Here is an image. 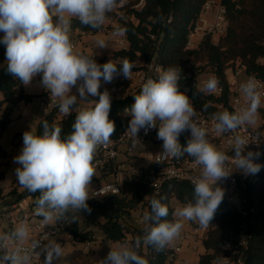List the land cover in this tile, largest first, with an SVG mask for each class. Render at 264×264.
<instances>
[{
    "label": "clouds",
    "instance_id": "9594fccd",
    "mask_svg": "<svg viewBox=\"0 0 264 264\" xmlns=\"http://www.w3.org/2000/svg\"><path fill=\"white\" fill-rule=\"evenodd\" d=\"M117 7L118 0H0V32L4 33L0 43L6 46L8 72L25 86L41 75L40 83L60 113L76 112L72 131L67 135H62L61 126L48 121L43 122L42 134L34 129L26 131L22 152L15 158L21 165L16 169L19 185L30 193H40L33 215L40 218L43 226L67 219L68 214L75 220L81 210L91 211L87 201L95 175V153L111 142L115 132V124L109 119L110 94L99 91L101 79L111 82L123 75L130 80L134 64L126 57L119 64L113 60L103 65L96 63L92 55L77 50L70 31L74 19L90 29L102 30L108 14ZM125 31L120 26L115 29L116 34ZM97 46L104 48L107 42L99 39ZM156 72L155 78L143 82L139 94L134 95V104L126 110L131 115L127 133L135 147L141 129L147 134L158 127L157 138L163 142V151L157 155V163L190 157L199 169V175L192 180L193 196L174 209L172 219L167 218V197L152 196L149 210L142 216V234L131 241L110 244V251L100 264H148L141 255L143 247L163 251L179 237L185 221L198 222L201 227L209 225L224 197L218 181L227 178L233 169L247 175H255L261 169L254 162L260 153H245L249 140L237 133L241 128L256 126L258 110L264 103V85L254 76L240 82V105L234 111L214 112L209 127L199 120L191 99L180 90L181 68L168 66L157 68ZM218 85L213 75L199 91L214 94ZM73 87H77L82 101L75 109L78 101L76 95L70 94ZM88 96L98 99L83 102ZM208 107L205 104L204 110ZM185 131L190 132V138L181 145L179 137ZM213 134H233V156L211 142L209 136ZM37 248L40 253H35ZM0 249L4 251L0 264H33L41 253L45 264H51L53 259L64 256L59 243L48 240L41 244L36 240L27 219L17 222L10 231L0 232Z\"/></svg>",
    "mask_w": 264,
    "mask_h": 264
},
{
    "label": "trees",
    "instance_id": "16d2710c",
    "mask_svg": "<svg viewBox=\"0 0 264 264\" xmlns=\"http://www.w3.org/2000/svg\"><path fill=\"white\" fill-rule=\"evenodd\" d=\"M208 0H133L120 5L125 17L120 18V27L124 32L129 46L114 52L113 61L118 64L126 57L134 64L133 70L141 67L137 63L141 60L146 63L156 61L163 68L179 66L181 73L194 74L206 61L211 65L219 77L224 91L221 96L205 95L194 84L193 78L184 80L188 87L189 95L204 110L208 104L207 112L219 111L216 103H223L229 107V84L226 70L232 66L243 64L247 75L264 79V0H221L226 8L227 29L226 34L216 44L212 41V35L204 37L199 48L188 49L187 41L196 19L202 13ZM121 0H118V4ZM141 3V4H140ZM140 4L139 7L137 5ZM124 16V15H123ZM122 16V17H123ZM162 18V19H161ZM71 28H79L85 32H97L73 20ZM2 38V37H0ZM6 46L0 43V130L6 129L11 121V114L21 101H31L32 95L23 90V84L7 70ZM240 60V61H238ZM119 68V65H118ZM107 90L111 98L109 119L115 124V132L111 138L117 137L131 120V115L126 108L134 102V95L119 99H112L110 87L99 88L100 92ZM136 95V94H135ZM98 99L91 96L87 100ZM76 112L69 114L60 113L58 106L48 112L37 125V134L43 133V122L48 121L62 127V135L72 131ZM190 138V132L185 131L179 137L181 145H186ZM5 172L0 170V180ZM258 178L261 183L252 194V198L258 206L253 223L250 225L252 239L245 254L246 264H264V165L259 171ZM131 196L110 195L102 199L89 198L87 201L90 212L81 210L76 214L77 219H72L68 214L65 221V232L74 242H92L96 240L95 228H98L104 238L112 241H131L135 236L142 234V228L132 225L126 220L140 204L144 212L149 210V200L152 196H166L164 201L169 207L168 219H172L174 208L172 199L186 203L193 196V184L188 181L170 180L163 184L161 190L156 193L148 185L130 182ZM39 191L30 193L22 188L17 180L10 195L15 202L29 198L35 206V199ZM241 223L239 218L230 208L221 203L209 223L210 229L203 240L205 253L200 256V264H213L215 260L225 255L222 242L228 233L238 228ZM148 264H169L173 251L169 245L163 251H155L151 247H143L141 250ZM0 257L2 254L0 253Z\"/></svg>",
    "mask_w": 264,
    "mask_h": 264
},
{
    "label": "built area",
    "instance_id": "2783aa9c",
    "mask_svg": "<svg viewBox=\"0 0 264 264\" xmlns=\"http://www.w3.org/2000/svg\"><path fill=\"white\" fill-rule=\"evenodd\" d=\"M205 11L215 12L213 17L214 19L213 21L211 20L209 24L208 22L205 24L206 20L203 16V12ZM226 27V8L221 2L217 0H208L204 5L202 13L196 19L195 25L190 32L186 47L188 49L199 48L203 41V37L206 34H224ZM116 41L120 46V49H125L129 46V41L126 35L125 37H117ZM92 58L96 61L97 55L93 54ZM151 64L153 66L154 73L148 77H144L142 75L141 69H132V76L130 80H133L132 84L137 86L138 89H141L143 82H145L147 78H155L157 74V68H163L162 65L156 63V61H152ZM231 68L232 67H230V69ZM244 71H246L245 65L237 63L236 67L232 69L231 77L227 78L230 91L229 107L232 111H234L242 102L239 94L240 83L238 78ZM213 75L219 81V77L216 72H214V70L202 78H198L195 73L187 75L181 73L182 78L179 81L180 90L185 92L186 95H188L191 99V102L197 111L199 120L204 122L209 127H211L212 124V113L202 110L197 105V103L189 95L188 87L185 86L183 82L186 79L193 78L194 84L199 90L203 82ZM117 76L121 81L125 82L129 80L123 75ZM250 76L252 75H246L245 80ZM254 77L257 81L264 85V79L256 76ZM223 91L224 87L219 81L216 92L214 94L205 95L221 96ZM263 104L264 103H262L260 109L258 110L259 112L264 110ZM56 105V102L51 100L49 94L47 95V98L43 102L42 106L50 112L56 107ZM131 106L126 108V110H130ZM216 107L219 110H229V108L225 107L223 103H216ZM126 112L129 113L128 111ZM261 117V125L241 128L238 130L237 134L243 135L249 140V143L245 146V153L247 151L260 153L258 159H256L254 162L260 164L262 167L264 165V114L261 115ZM129 122L117 137L111 138V142L109 144L100 146L95 153L93 161L95 175L93 176L91 182L101 180L102 175L105 174H109L112 176V178L108 181L99 183L91 192L92 198L102 199L110 195L131 196L132 191L127 187V184H125V178L130 179L131 182H140L142 184L148 185L149 187L153 188L156 193H158L161 190L163 184L167 181L180 180L192 183L193 178L199 175L198 167L194 164L192 159L187 156L181 159L168 158L163 160L161 163L156 162L157 155L163 151V142L157 138L158 127L148 130L147 134L143 129H141L138 133V141L136 142V146L133 147L132 138L127 133ZM232 135L233 134L215 136L213 134L209 136V139L221 150H224L228 152L230 156H233L234 150H231L230 143ZM132 156L139 158V162L137 164H131L128 162ZM3 162H6L5 158H3ZM127 170H129L128 172L131 174L130 177H127V174L125 173ZM99 175L101 176L99 177ZM258 176L259 172L255 175H247L238 169H233L227 178L217 182L218 186L224 190V197L221 203L226 205V207L230 208L239 218H241V223L236 230L227 234L222 242V249L225 252V255L220 259L215 260L213 264H246L245 254L252 239L250 225L253 223L255 215L258 212V206L252 198V194H255L254 191L261 183V179L258 178ZM18 207H20V204L17 205V208ZM34 207L35 206L32 204L27 207V213L31 214L32 216V219H29L28 222L31 225L35 239L40 241L41 244H46L48 240L57 238L63 231H65L64 219L53 224L43 226L40 223V218L33 215ZM2 213L3 212L0 210V219L2 217ZM186 227L190 230L187 231ZM209 229L210 225L207 227H201L198 222L185 221L184 227L179 237L174 239L169 244V247L172 249L174 255L172 258L174 259L178 253L187 248L186 243L189 238V233L200 236L201 240H198V242H203L202 239L207 237ZM45 236H47V240L44 239ZM34 251L35 253H40V248H37ZM0 253L3 256L4 251L0 249ZM41 261L45 262V255L42 253L37 256V259L33 261V264L39 263ZM6 264H10V262H6Z\"/></svg>",
    "mask_w": 264,
    "mask_h": 264
},
{
    "label": "crops",
    "instance_id": "0c3cea01",
    "mask_svg": "<svg viewBox=\"0 0 264 264\" xmlns=\"http://www.w3.org/2000/svg\"><path fill=\"white\" fill-rule=\"evenodd\" d=\"M217 1L221 2V0ZM214 13V11L203 12V16L206 20L205 24L207 22H211L212 18L214 17ZM120 18L124 19V17H121V15L117 17H109L102 30L97 32H85L79 28H71L70 38L74 42L78 51L86 55L96 54L97 60L95 62L103 65L104 63L113 60L114 52L120 49L116 38L125 37V33H115V29L120 26ZM1 35L3 36L4 34L1 32L0 36ZM99 39H104L107 42V46L104 48H99L97 46V41ZM93 48L95 49L91 54H89L88 51ZM246 75L247 73L244 71L239 76V83L245 80ZM41 79V75H37L33 78L29 85H23L24 92L32 95V100L28 102L21 101L13 110L11 114V121L7 125L6 129L0 130V170L5 172L4 178L0 180V210L3 212L0 219V229L3 228L1 225L2 221H5L9 224L8 229H2V232L10 231L20 220L32 219L31 214L27 213V207L32 204L31 199L24 198L21 201L15 202L14 198L10 195V192L18 180L16 176V169L21 167V165L16 163L15 158L22 152L23 134L26 131H31L33 129L37 133L38 122L49 112V110L47 111L42 105L47 98V95L50 93L40 83ZM117 81V77H115L111 82H104L103 79H101L100 88L110 87L112 99H119L126 96V94H122L120 89H116L114 84ZM79 83L80 82L78 81V85ZM77 87H73L70 93L76 95L78 101L77 105L73 106V109L78 107L79 103L82 102L80 101ZM87 101L91 100H86L83 102ZM71 112H75V110ZM259 118V125H261V112H259ZM3 158L6 159L5 163L3 162ZM111 178L112 176L105 174L102 176L101 180L91 182L93 185L91 192L99 183L108 181ZM90 197L91 196H89V198ZM174 199L171 201L174 209L183 205V203L177 199H175V202H173ZM19 204L20 207L17 208V205ZM136 211L137 210H132L131 215L127 217L126 220L132 225L143 227L142 223L140 222L141 220L135 217ZM186 230L189 231L190 229L186 227ZM95 237L96 240L92 242H74L71 236L67 232L63 231L60 236L52 240L61 245V247L64 249V256L53 259L51 264H100V261L103 260L110 251V244H115L120 241H112L104 238L101 231L96 233ZM186 244L187 248L185 250H192L193 248L196 249L197 247L195 244H198L197 249L199 251L204 248L202 243H196V241L192 240L191 238L188 239ZM201 252L204 253V250H201ZM36 264H45V262L41 261Z\"/></svg>",
    "mask_w": 264,
    "mask_h": 264
},
{
    "label": "rangeland",
    "instance_id": "374dc122",
    "mask_svg": "<svg viewBox=\"0 0 264 264\" xmlns=\"http://www.w3.org/2000/svg\"><path fill=\"white\" fill-rule=\"evenodd\" d=\"M129 1H133V0H121V3H119L118 4V7L112 12V13H109L108 15H109V17H117V16H119V15H121V17L123 16V17H125V13H124V10L121 8V6L122 5H124V4H126V3H128ZM141 4V3H140ZM140 4H138L137 5V7H139L140 6ZM121 5V6H120ZM213 19L214 18H212V21H213ZM210 22H208V24H209ZM227 26H228V23H227ZM226 29H227V27H226ZM1 33V32H0ZM3 33V32H2ZM4 34V33H3ZM226 34V31H225V33L224 34H216V35H212V41L214 42V43H218L219 42V40L221 39V37H223L224 35ZM199 36V35H198ZM205 36H207V34L205 35ZM204 36V37H205ZM0 37H3L2 35L0 36ZM202 37V36H201ZM204 37H203V39H204ZM95 48H93V49H90L88 52H89V54H91L92 52H93V50H94ZM238 61H240V60H238ZM262 61H264V60H262ZM198 65H201L199 68H198V70L195 72V75L198 77V78H202V77H205V76H207L208 74H210L211 72H212V67H211V65L210 64H208L206 61H204V62H199L198 63ZM137 66H139V67H141V71H142V75L144 76V77H148V76H150L152 73H154V69H153V66H152V64L151 63H146L145 61H143V60H141V61H139L138 63H137ZM235 68V66H232V68L230 69V68H228L227 70H226V75H227V78L229 77H231V74H232V69H234ZM117 77V79H118V81L117 82H115V86H116V89H120V91L122 92V94H126V96H129V95H135V94H139V92H140V89H138L137 88V86H135V85H133L132 84V81L133 80H127V81H125V82H127V83H125L124 81H121V80H119V77L118 76H116ZM48 111V110H47ZM262 111V112H261ZM260 112H261V115H263L264 114V110H261ZM260 124V118L258 117V121H257V124H256V126L257 125H259ZM128 162H130L131 164H137L138 162H139V158L138 157H134V156H132V157H130V160L128 161ZM129 170H127V171H125V173L127 174V177H130V173L128 172ZM126 174H125V176H126ZM107 175H109V174H107ZM133 175V174H132ZM101 176V175H100ZM103 176V175H102ZM130 179H126L125 178V184H127V187L130 189V186H129V184H130ZM92 187H93V185H92V183L90 184V192H91V189H92ZM89 192V196H91V193ZM91 198V197H90ZM173 202H175V199L173 200ZM135 210H137L136 212H135V217L137 218V219H142V216H143V213H144V209H143V205L142 204H140ZM142 223V222H141ZM1 225H2V229H8V227H9V224L7 223V222H5V221H2V223H1ZM2 229H0V232H2ZM99 229L98 228H95V234L96 233H99ZM192 239V240H194V241H196V243L198 242V240H201L200 239V236H197V235H192V234H190V236H189V238L188 239ZM205 239V238H204ZM204 239H202V241L204 240ZM203 244V242H200V244ZM195 246L198 248V244H195ZM195 249V248H193L192 250H183L182 252H180V253H178L177 254V256H175V258H174V260H172V261H170L169 262V264H200L199 263V260H200V256L203 254L202 252H201V250L203 251L204 250V253H205V248H202L200 251L198 250V249Z\"/></svg>",
    "mask_w": 264,
    "mask_h": 264
}]
</instances>
